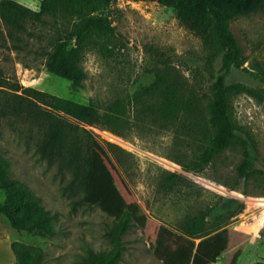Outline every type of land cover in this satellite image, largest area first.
Instances as JSON below:
<instances>
[{"label":"rangeland","instance_id":"374dc122","mask_svg":"<svg viewBox=\"0 0 264 264\" xmlns=\"http://www.w3.org/2000/svg\"><path fill=\"white\" fill-rule=\"evenodd\" d=\"M18 1L33 9L41 2ZM103 11L114 27L111 34L72 40L86 73L80 84L47 67L49 52L74 30L76 19L62 11L28 20L21 31L10 30L0 19V68L13 83L94 102L102 111L118 98L126 101L117 130L81 123L91 132L95 164L112 175L131 214L119 264H192L201 238L186 234L182 225L202 213L204 233L227 228L232 236L227 254L206 264H264V99L259 95L264 92V9L231 24L247 60L227 77L232 86L230 115L260 155L258 171L249 179L237 173L243 154L239 146L197 164L212 134L208 106L223 70V47L205 41L158 0H110ZM161 74L165 84L175 82L192 102L189 111L169 120L159 112L161 94L143 92ZM236 84L256 92L236 90ZM39 137L27 124L3 120L0 157L8 164L10 178L55 213L57 232L40 236L18 230L0 213V235L40 247L42 264H80L78 258L88 248H111L107 231L116 220L99 206L73 203L82 191L64 189L71 174L61 173L40 156ZM6 196L0 189V202Z\"/></svg>","mask_w":264,"mask_h":264},{"label":"trees","instance_id":"16d2710c","mask_svg":"<svg viewBox=\"0 0 264 264\" xmlns=\"http://www.w3.org/2000/svg\"><path fill=\"white\" fill-rule=\"evenodd\" d=\"M171 6L179 21L194 30L207 42L216 43L225 50L223 70L213 85L209 102V122L212 134L199 155L197 164H204L230 146L242 148V160L237 167L239 177L251 178L258 171L260 155L247 133L234 122L230 115V90L227 77L234 67L245 64L247 57L244 46L232 30V21L264 9V0H158ZM110 0H41L39 9L18 0H0V19L10 30L21 31L28 20L39 21L45 14L61 11L75 19L74 30L66 40L55 44L47 57V67L57 75L69 79L74 85L86 77L79 65L80 50L72 44L92 34L108 35L114 31L104 8ZM239 91H252L240 84ZM145 94L160 93L159 112L166 119L175 118L182 111H189L192 102L185 99L175 82L165 84L164 75L143 89ZM264 99V92L260 94ZM124 99L118 98L105 110L94 102L82 103L67 99L33 86H24L7 79L0 68V124L7 119L10 123L27 124L39 134L37 151L49 166L70 172L64 185L68 192L81 190L82 195L73 199L74 204L99 206L114 217L116 223L109 228L111 241L108 250L87 251L78 258L80 264H119L124 250V235L131 227L128 204L121 195L112 175L102 166L95 164L92 153L90 131L81 123L98 124L117 130L127 110ZM32 137L33 134H32ZM0 189L6 191V199L0 202V213L6 215L11 225L40 236H53L57 232L56 215L46 208L23 185L10 178L9 167L0 157ZM183 231L200 237L193 255L192 264H206L226 255L231 246V233L223 228L205 232L206 214L188 218L182 225ZM264 235V226L262 228ZM16 254L14 264H42L44 253L40 247L12 242ZM240 250L234 254V263Z\"/></svg>","mask_w":264,"mask_h":264},{"label":"crops","instance_id":"0c3cea01","mask_svg":"<svg viewBox=\"0 0 264 264\" xmlns=\"http://www.w3.org/2000/svg\"><path fill=\"white\" fill-rule=\"evenodd\" d=\"M15 261L16 254L12 248V239L0 235V264H14Z\"/></svg>","mask_w":264,"mask_h":264}]
</instances>
